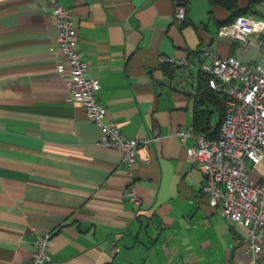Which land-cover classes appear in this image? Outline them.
Returning a JSON list of instances; mask_svg holds the SVG:
<instances>
[{
  "label": "crops",
  "instance_id": "obj_1",
  "mask_svg": "<svg viewBox=\"0 0 264 264\" xmlns=\"http://www.w3.org/2000/svg\"><path fill=\"white\" fill-rule=\"evenodd\" d=\"M61 2L73 11L88 76L101 83L106 119L129 137L153 129L161 137L143 146L150 160L130 175L122 151L98 143L102 129L85 106L66 100L68 63L50 1L0 0V264H28L35 235L49 231L48 264H251L246 225L211 207L206 175L177 135L194 124L201 94L192 88L203 73L192 67L194 83L161 57L197 60L209 42L247 62L260 58L258 47L218 38L230 12L210 0ZM254 8L245 14L264 13ZM249 173L262 180L264 160ZM258 258L264 264V237Z\"/></svg>",
  "mask_w": 264,
  "mask_h": 264
},
{
  "label": "built area",
  "instance_id": "obj_2",
  "mask_svg": "<svg viewBox=\"0 0 264 264\" xmlns=\"http://www.w3.org/2000/svg\"><path fill=\"white\" fill-rule=\"evenodd\" d=\"M49 1L51 16L58 27L57 43L68 63L66 100L85 106L88 117L102 129L98 143L121 150L132 175L135 165L150 160L142 157L140 151L144 145L160 139L159 130L153 129L145 137H129L118 123L106 119L107 107L97 98L101 83L98 78L88 76L89 63L78 46L73 11L61 0ZM257 2L264 6V0ZM176 17L178 20L186 17L185 6H178ZM217 37L246 49L256 46L260 58L244 62L233 55L223 57L212 43L204 42L198 47L197 60L186 54L178 60L161 57V61L179 65L184 72L191 73L194 83L197 75L192 67L196 66L199 73L208 75L210 87L225 96L226 112L217 137L207 138L194 125L181 127L177 135L187 145L189 160L196 162L206 175L202 192L208 195L211 207L246 225L244 244L251 264H257L264 237V178L255 182L249 172L264 160V13L237 15L219 27ZM63 67V63L58 64L60 70ZM192 93L199 94L194 85ZM127 194L134 203H141L134 188ZM52 235V231L35 235L28 264L49 263Z\"/></svg>",
  "mask_w": 264,
  "mask_h": 264
},
{
  "label": "trees",
  "instance_id": "obj_3",
  "mask_svg": "<svg viewBox=\"0 0 264 264\" xmlns=\"http://www.w3.org/2000/svg\"><path fill=\"white\" fill-rule=\"evenodd\" d=\"M240 1L241 0H210L212 5L223 6L230 12L229 18L223 23L231 22L237 15L244 14L249 10L255 11L254 6L257 0H250L245 7L241 6ZM208 79V75L203 73L199 86V92L203 96V99L200 100L199 98L196 104L193 125L198 132L204 133L207 138L211 139L217 137L219 133L226 112V106L224 94L212 89L208 83ZM209 104H213L219 113V121L216 126L212 125L214 110L210 108Z\"/></svg>",
  "mask_w": 264,
  "mask_h": 264
},
{
  "label": "rangeland",
  "instance_id": "obj_4",
  "mask_svg": "<svg viewBox=\"0 0 264 264\" xmlns=\"http://www.w3.org/2000/svg\"><path fill=\"white\" fill-rule=\"evenodd\" d=\"M225 106H226V102H225ZM214 117H215V122H217L218 119H219V114H218V112L215 111V113H214Z\"/></svg>",
  "mask_w": 264,
  "mask_h": 264
},
{
  "label": "water",
  "instance_id": "obj_5",
  "mask_svg": "<svg viewBox=\"0 0 264 264\" xmlns=\"http://www.w3.org/2000/svg\"><path fill=\"white\" fill-rule=\"evenodd\" d=\"M201 99H203V96H202V95H200V100H201Z\"/></svg>",
  "mask_w": 264,
  "mask_h": 264
}]
</instances>
